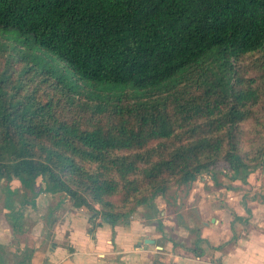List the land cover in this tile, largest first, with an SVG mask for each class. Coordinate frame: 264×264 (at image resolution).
Here are the masks:
<instances>
[{
	"label": "trees",
	"instance_id": "1",
	"mask_svg": "<svg viewBox=\"0 0 264 264\" xmlns=\"http://www.w3.org/2000/svg\"><path fill=\"white\" fill-rule=\"evenodd\" d=\"M0 30H16L92 85L167 90L193 67L210 81L174 106L163 97L106 96L98 113L110 120L82 125L58 117L51 97H7L2 76L0 180L32 192L10 213L13 226L40 192L86 208L92 231L128 220L173 185L214 177L219 162L233 177L264 170V121L242 145L260 91L239 68L244 55L264 49V0H0ZM191 251L203 253L197 242Z\"/></svg>",
	"mask_w": 264,
	"mask_h": 264
},
{
	"label": "rangeland",
	"instance_id": "2",
	"mask_svg": "<svg viewBox=\"0 0 264 264\" xmlns=\"http://www.w3.org/2000/svg\"><path fill=\"white\" fill-rule=\"evenodd\" d=\"M239 68L247 79L254 80L253 89H257L258 92L260 91L258 104L254 106V110H256L255 120L251 118L249 122L244 124V130L247 132V135L243 138L242 145L244 148H247L250 146L249 142L253 139L252 136L259 121H261L258 125L259 129L263 127L264 49L244 55L240 60ZM203 72V68L202 70L194 67L187 68L181 73V76H179V78H182L180 83L175 86L171 84L167 85V90H164L166 86H161L159 91L149 89L138 93L135 92L137 90L129 84L99 83L97 85H92L88 80L84 81L80 79L79 75L73 69L65 65L51 51L38 45H32L31 48L26 46V44L23 43L22 37L16 30H0V79L2 76H6L3 80H7V83L5 82L3 84V89L8 91L7 97L16 93L18 97L35 94L37 99L42 98L43 100L46 99V96L47 98L51 97L54 105L53 110L58 117L66 119L75 118L82 125L110 120L106 119L103 114L98 113L101 108H98L101 106V102H104L108 98L106 96L109 95L111 97L108 100L115 103L118 98L116 95L125 93L127 97L122 98L124 102H158L163 98H167L168 103H172L171 105L174 106V100L181 101L182 98L187 99L191 95H199L202 92V87L210 85V81L204 79L202 75ZM82 82L90 86L83 87L85 85H83ZM68 86H72L73 89L68 88ZM224 167L223 162H219L212 172L214 173V177L212 178L206 172L199 175L197 178H204L199 181L204 182L205 185L196 186V184L189 183L188 185H173L169 187L164 195L157 196L150 204L136 207L129 219L137 215L140 218L145 217V215H152L154 213V207L157 208V205H159L160 208H157V210H164V217L167 218V222H171V220L175 219L180 223L188 225L199 218L195 215L196 206H194V203L198 202V198L203 196V194H201L202 192L212 195L210 198H206L207 201H209V203L205 201V204L207 203V208L210 206L212 208L226 207L230 214L234 211L233 218L236 215L235 211H238L241 206L235 209L236 195H233V200H228L229 198H233L232 196L227 197L228 191L237 192L238 195L241 193L244 194L241 198L246 202L245 199L251 197L249 191L252 192L255 187L260 186L258 191L260 195H255L264 198V170L262 168H257L249 172L245 177L239 178L225 173ZM16 188L18 187H15L13 182L8 183L4 180H0L1 230L4 228L8 229L7 226L9 224L7 222L8 217L6 216V212L9 208H15L17 210L16 207L19 206L18 202L24 194V190L21 186L18 191ZM26 195L28 201H30L32 192L28 191ZM42 198L47 199H39L36 209H32L30 203L25 204L23 207V211L25 210L26 215L23 224L31 225L30 231L28 230V233L21 237V239L24 238L25 243L31 244L30 240L43 239L44 230L42 229L41 235L39 236H37V233L40 231L39 226L41 218L44 217L45 219L46 208L49 204L54 205L60 200V202L64 203L63 205H66V208L72 205L71 201L64 195H42ZM227 200L228 202H225ZM223 202L227 203V205L222 204ZM82 209V211H88L84 207H82ZM244 212L246 213L245 210ZM88 213L90 215L89 211ZM78 216L80 219H83L84 214L80 213ZM250 218L251 217H246L247 220ZM97 221H99V219H97ZM233 223L239 224L240 222L236 223L233 221ZM252 225L255 224L252 222H245V225H241L243 228L236 229L232 226V230L233 233L234 230L237 231L238 236L244 230L248 231L249 228H253ZM50 230V228L45 227L46 234H49ZM11 233V231L8 233L6 231V234L9 236ZM11 238L14 242L13 236H11ZM7 258L11 260L8 254Z\"/></svg>",
	"mask_w": 264,
	"mask_h": 264
},
{
	"label": "crops",
	"instance_id": "3",
	"mask_svg": "<svg viewBox=\"0 0 264 264\" xmlns=\"http://www.w3.org/2000/svg\"><path fill=\"white\" fill-rule=\"evenodd\" d=\"M200 179L196 178L191 183L205 185ZM11 182L18 187V191L19 181L15 179ZM259 188L249 191L251 197L245 199L246 202L241 198L244 194L238 195L231 190L227 192V197H233L228 200H233L236 195L235 209L241 206L235 211L234 218V211L230 214L226 207L207 208L206 198L212 195L202 192L203 196L194 203L195 215L199 218L188 225L175 219L167 222L164 210H159L158 214L142 218L137 215L115 226L102 223L92 231L88 211L73 205L66 208L58 200L54 205H48L45 219L41 218L37 236L43 229V239L30 240L31 244L21 239L31 225L22 223L13 226L11 216L18 210L9 208L6 212L7 227L12 233L9 236L7 228L0 229V264H264V198L255 195H260ZM24 195L25 192L22 198ZM42 195L55 196L40 192L35 198V205L30 204L32 209H36L39 199H47ZM157 208L160 206L157 205ZM22 213L24 221L25 210L22 209ZM80 213L84 214L83 219L79 218ZM246 217L251 218L247 220ZM245 222L255 225L238 236L237 231L233 233L232 226L243 228L241 225ZM45 227L51 229L49 234H46ZM195 242L203 252L200 256L191 251Z\"/></svg>",
	"mask_w": 264,
	"mask_h": 264
},
{
	"label": "water",
	"instance_id": "4",
	"mask_svg": "<svg viewBox=\"0 0 264 264\" xmlns=\"http://www.w3.org/2000/svg\"><path fill=\"white\" fill-rule=\"evenodd\" d=\"M148 241H150V243H152V242H153L152 240H148Z\"/></svg>",
	"mask_w": 264,
	"mask_h": 264
}]
</instances>
